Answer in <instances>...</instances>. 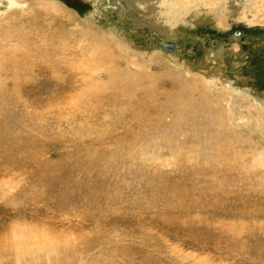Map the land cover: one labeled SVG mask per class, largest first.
Returning <instances> with one entry per match:
<instances>
[{
	"label": "rangeland",
	"instance_id": "1",
	"mask_svg": "<svg viewBox=\"0 0 264 264\" xmlns=\"http://www.w3.org/2000/svg\"><path fill=\"white\" fill-rule=\"evenodd\" d=\"M0 264H264V0H3Z\"/></svg>",
	"mask_w": 264,
	"mask_h": 264
},
{
	"label": "bare ground",
	"instance_id": "2",
	"mask_svg": "<svg viewBox=\"0 0 264 264\" xmlns=\"http://www.w3.org/2000/svg\"><path fill=\"white\" fill-rule=\"evenodd\" d=\"M2 1H3V0H0V3H1ZM92 3H93V5L96 4L95 2H92ZM97 6H98V4H97ZM93 9H94V8H93ZM49 10L57 11V12H58V11H60V8H58V6H56V5H51V6H49ZM162 44H163V43H161V45H160L161 48H162ZM173 46H174V45H173ZM174 48H175V46H174ZM174 48H173L172 51H165V52H175V51H174ZM162 50H163V49H162ZM163 51H164V50H163ZM204 91H205V89H204ZM213 100H215V99H213ZM210 101H211V100H210ZM218 102H219V100H218ZM218 102H217V104H218ZM221 102H222V101H221ZM221 102H220V103H221ZM210 103H211V102H210ZM219 107H220V105H219ZM214 108H215V107H214ZM221 108H222V107H221ZM212 109H213V107H212ZM214 110H216V109H214ZM214 110H213V111H214ZM225 111H226V110H225ZM243 111H244V110H243ZM224 113H225V112H224ZM221 114H222V113H221ZM221 114H220V115H221ZM219 117H220V116H219ZM241 117H242V116H241ZM220 118H221V117H220ZM222 119H223V117H222ZM224 121H225V119H224ZM23 237H24V236H23ZM16 239H17V243L20 244V243H21V242H20V239L15 238V240H16ZM26 239H27V238H26ZM30 241H31V240H30ZM28 247H29V245H28ZM67 260H68V259H67Z\"/></svg>",
	"mask_w": 264,
	"mask_h": 264
},
{
	"label": "water",
	"instance_id": "3",
	"mask_svg": "<svg viewBox=\"0 0 264 264\" xmlns=\"http://www.w3.org/2000/svg\"><path fill=\"white\" fill-rule=\"evenodd\" d=\"M236 35H238V33H236ZM174 48L173 44H170V43H163L162 44V49L164 51H172Z\"/></svg>",
	"mask_w": 264,
	"mask_h": 264
}]
</instances>
